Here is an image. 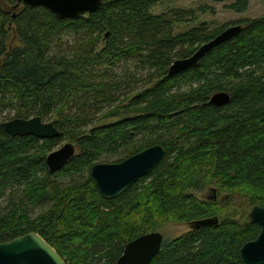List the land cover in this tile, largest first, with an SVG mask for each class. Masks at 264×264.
<instances>
[{
  "label": "trees",
  "instance_id": "1",
  "mask_svg": "<svg viewBox=\"0 0 264 264\" xmlns=\"http://www.w3.org/2000/svg\"><path fill=\"white\" fill-rule=\"evenodd\" d=\"M164 1L102 0L96 12L62 20L0 0V243L35 232L66 264H115L130 241L167 222L217 217V226L164 240L150 264H242L239 250L259 226L191 191L212 185L237 191L250 209L264 207V14L237 22L236 37L168 77L174 61L228 26L175 34L198 16L153 15ZM247 6L234 0L228 8ZM219 92L229 103L210 105ZM33 117L52 122L59 137H13L1 126ZM63 141L77 152L51 174L46 157ZM155 145L165 154L150 175L114 200L100 196L95 164Z\"/></svg>",
  "mask_w": 264,
  "mask_h": 264
},
{
  "label": "water",
  "instance_id": "2",
  "mask_svg": "<svg viewBox=\"0 0 264 264\" xmlns=\"http://www.w3.org/2000/svg\"><path fill=\"white\" fill-rule=\"evenodd\" d=\"M17 6L43 7L62 20H76L96 12L102 0H16ZM242 30L240 25L229 26L209 42L201 45L189 58L174 61L168 69V77L195 67L199 60L216 46L236 37ZM230 97L224 92L214 94L209 104L222 107ZM6 133L13 137L33 136L39 140L58 138L60 133L52 122H43L38 117L12 119L1 124ZM75 147L66 143L46 157L49 173L61 169L73 156ZM160 145L146 148L119 163L95 164L90 178L100 196L114 200L156 168L164 157ZM206 198L216 201V190ZM248 221L256 224L260 232L255 240L245 243L239 250L242 264H264V207L253 206L248 212ZM219 224L217 217H210L189 223L193 230L214 227ZM164 238L159 232L141 235L130 241L115 264H150L161 252ZM0 264H66L59 254L37 233L30 232L11 241L0 243Z\"/></svg>",
  "mask_w": 264,
  "mask_h": 264
},
{
  "label": "rangeland",
  "instance_id": "3",
  "mask_svg": "<svg viewBox=\"0 0 264 264\" xmlns=\"http://www.w3.org/2000/svg\"><path fill=\"white\" fill-rule=\"evenodd\" d=\"M234 0H227L223 3H213L209 0H165L157 4L153 9V15H160L169 12L171 9L177 10H192L197 16L198 20L194 23L183 24L176 28L175 34L183 33L187 30L197 28L200 25H206L210 30H215L220 27H229L236 25L237 22L246 19H253L264 14V0H248V6L244 13H235L228 8ZM129 72L131 68H128ZM117 119H110L99 123L98 126L108 125L116 122ZM70 143L63 141L54 150L59 149L64 144ZM74 146L75 144L72 143ZM75 151L77 149L75 147ZM212 189H217L215 186L207 185L204 188H198L191 192L198 199L208 198L213 195ZM241 192V190H240ZM216 201L222 204V211L227 214L234 215V219L244 221L247 218L250 205L245 201L237 191H223L216 190ZM189 226L186 223L167 222L158 228L155 232H159L165 241L175 240L182 237L189 232Z\"/></svg>",
  "mask_w": 264,
  "mask_h": 264
}]
</instances>
